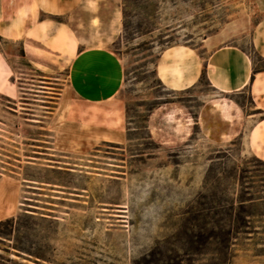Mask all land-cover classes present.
<instances>
[{
	"label": "rangeland",
	"instance_id": "374dc122",
	"mask_svg": "<svg viewBox=\"0 0 264 264\" xmlns=\"http://www.w3.org/2000/svg\"><path fill=\"white\" fill-rule=\"evenodd\" d=\"M94 1L95 24L81 12L65 21L86 46L121 60V90L103 106L121 113L114 133L123 138L95 137L108 132L103 119L75 123L79 100L54 109L66 73L34 72L12 57L13 81L0 94V212L16 193L13 217L48 214L29 233L43 264H264V114L246 91L213 87L206 70L184 91L167 89L156 73L161 54L179 46L202 59L237 47L263 70L251 33L264 23V0ZM220 32L231 39L221 43ZM1 46L21 53L17 43ZM250 194L262 200L250 203ZM232 229L242 233L228 250ZM11 244L0 240V254L22 261L5 251Z\"/></svg>",
	"mask_w": 264,
	"mask_h": 264
},
{
	"label": "crops",
	"instance_id": "0c3cea01",
	"mask_svg": "<svg viewBox=\"0 0 264 264\" xmlns=\"http://www.w3.org/2000/svg\"><path fill=\"white\" fill-rule=\"evenodd\" d=\"M96 4L94 0H0V94H5L13 81L15 60L12 57L21 58L25 66L34 72L66 73L68 80L55 93L54 109L59 110L68 98L83 102L84 109L82 112L76 110L74 122L81 126L88 121L91 124L103 119L102 126L105 125L108 132L96 131L95 137L108 142L123 138V132L114 133L115 127L119 128L118 116L123 123L121 113L114 112L109 105L103 106L115 99L121 90V60L107 47L86 46V40L79 31L65 21L81 12L86 14L89 25L95 24L98 19L89 7ZM263 29L264 23L261 22L251 33V43L264 59ZM231 37L220 32L216 39L224 44ZM1 42L19 44L20 55L5 53ZM161 68L166 70L165 79L162 78ZM205 70L213 87L229 93L242 94L246 91L253 111L264 114V71L255 72L250 55L237 47H220L208 59H202L194 50L172 47L161 54L156 65L157 77L172 91L195 87ZM85 114L89 117L81 121L78 116ZM16 195L0 212V222L13 217L17 211L19 197Z\"/></svg>",
	"mask_w": 264,
	"mask_h": 264
},
{
	"label": "trees",
	"instance_id": "16d2710c",
	"mask_svg": "<svg viewBox=\"0 0 264 264\" xmlns=\"http://www.w3.org/2000/svg\"><path fill=\"white\" fill-rule=\"evenodd\" d=\"M128 0H125L127 3ZM124 28L125 31L128 30L127 25V16L126 13L124 14ZM264 61V59L262 58ZM263 70H256L255 72H261ZM34 181V180H31ZM251 195V194H250ZM262 200L260 198H254L251 195V198L248 200L250 203H254L256 201ZM243 206V201H239V209ZM230 211H235V204L230 207ZM48 214L42 213L40 217H36L34 215L23 214L19 215L18 217H13L6 219L0 222V240L2 242H10L12 246L10 248H6L5 251L14 253L15 256L19 257L22 261L8 258L3 254H0V264H27L23 261L33 262L35 264H43L44 262H48V258L46 257L43 247L36 244L35 242H31L29 239V233L32 231L33 226L38 227L42 226V224L49 223ZM52 223V222H50ZM219 227V226H218ZM244 225L238 227L237 229H243ZM247 227V226H246ZM220 228V227H219ZM231 228V227H230ZM249 228V227H248ZM255 229V228H254ZM23 231V232H22ZM238 230H230L226 232V249L231 250L232 248V241L234 239V235H240L242 232H237ZM237 232V233H235ZM252 233L258 234L257 231L253 230ZM26 240L28 244H24L23 241ZM32 244V246H28ZM27 245V246H26ZM173 259L168 258L167 264H173ZM175 264V263H174Z\"/></svg>",
	"mask_w": 264,
	"mask_h": 264
}]
</instances>
